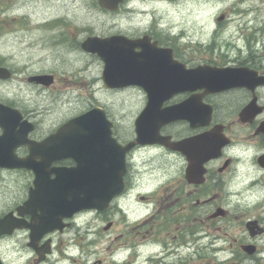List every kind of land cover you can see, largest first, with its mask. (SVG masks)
Segmentation results:
<instances>
[{
	"label": "flooded vegetation",
	"instance_id": "obj_1",
	"mask_svg": "<svg viewBox=\"0 0 264 264\" xmlns=\"http://www.w3.org/2000/svg\"><path fill=\"white\" fill-rule=\"evenodd\" d=\"M145 5L144 0H123L110 11L92 4L113 15H130ZM229 10L215 20L240 25L236 38L211 35L202 42L182 43V37L162 31L155 19L139 34L119 33L136 41L123 43L122 51L140 59L134 62L140 64L138 76L127 78L121 87L105 85L103 61L88 52L102 62L103 86L123 91L130 101L135 95L139 104L122 132L110 120L116 142L131 145L119 171L122 188L103 210L74 211L45 231L41 206L26 204L34 173L0 168L27 171L31 178L26 195L15 196L0 212V220L9 216L0 221V230L11 227V232L0 234V243L9 241L8 249L0 250V264H264V51H257L256 36L244 31L263 27L264 21L251 19L248 7ZM15 11V0H0V73L5 75L0 76V118L5 106L13 109L18 115L10 116L13 131L22 135L31 125L26 138L41 141L58 127L44 129L38 121L42 113L36 112V120L32 110L19 105L23 103L16 89L7 91V85L23 78L31 87L56 89L58 76L55 68H31L43 66L40 62L49 53L37 51L33 63L32 47L23 43L29 53L18 58L17 41L32 31H27L31 21L26 11ZM58 18L63 19L54 16L50 23L61 21ZM64 42L77 45L61 35L40 44L51 47L54 57L60 52H53V46ZM199 66L202 74L196 79L189 70ZM68 81L67 87L72 86L73 80ZM150 91L155 92L152 121L142 118L137 126ZM167 108L176 109V118L162 116ZM15 152L24 157L29 149L22 144ZM73 165V159L62 158L46 167Z\"/></svg>",
	"mask_w": 264,
	"mask_h": 264
},
{
	"label": "rangeland",
	"instance_id": "obj_2",
	"mask_svg": "<svg viewBox=\"0 0 264 264\" xmlns=\"http://www.w3.org/2000/svg\"><path fill=\"white\" fill-rule=\"evenodd\" d=\"M239 1L144 0L146 5L130 15L127 12L113 15V13L94 9L92 4L97 0H15V13L26 11L27 20L31 21L27 31H32L26 32L24 39L17 41L18 58L21 60L24 58V53L25 56L29 53L24 45L32 47L33 63L37 61L35 57L37 51L46 55L49 53L47 59L40 62L43 66L35 67L34 65L31 68H55L58 83L56 89H41L37 86L31 87L21 78L18 82H11L7 85V91L16 89V97L23 103L19 105L32 110V115L36 120V112L42 113L38 121L44 129L56 128L71 117L93 106H100L104 109L107 118L118 124L120 133L132 121L139 108L136 96L131 95L133 101H130L126 99L123 91L106 89L100 78L102 62L95 55L81 49L80 42L89 35L104 37L127 31L139 34L142 27L153 19L157 21L162 31L171 36L182 37L179 39L182 43L202 42L211 35H219L225 39L236 38L241 26L234 21L219 25L221 23L215 20V16L221 12L232 11L233 9L229 10L231 7L239 11L248 7L252 10L251 19L256 16L258 22L264 21V1L245 0L242 3ZM25 4H27L26 7H19ZM54 16H62L63 19L58 18L61 21L51 24L52 19L50 18ZM36 19L38 21L40 19L50 20L43 23L38 22V24L35 23ZM49 23L51 26L44 29L43 26ZM39 25L42 27L38 28ZM33 27L38 29H33ZM244 31L247 35H255L257 51H264V26L244 28ZM52 35L64 36L76 42L77 45L71 46L69 42H64L61 46H53V52L59 51L60 53L59 56L51 57L52 48L43 43L40 44V41L46 43ZM23 43V47L20 46ZM236 43L237 45L242 44L238 39ZM70 79L73 80L72 86L67 87ZM29 175L27 171L0 169V212L7 209L15 196L26 195L28 184H31ZM8 247L9 241L0 243L1 251H6Z\"/></svg>",
	"mask_w": 264,
	"mask_h": 264
},
{
	"label": "water",
	"instance_id": "obj_3",
	"mask_svg": "<svg viewBox=\"0 0 264 264\" xmlns=\"http://www.w3.org/2000/svg\"><path fill=\"white\" fill-rule=\"evenodd\" d=\"M110 11H114L123 0H98ZM219 19H222L220 17ZM135 40H126L121 34L108 37L89 36L81 42V48L96 53L104 63L102 79L107 87H121L124 80L138 76L140 64L136 55L125 54L120 47L123 43L134 44ZM140 60V59H139ZM193 77H201V66L189 70ZM214 71L210 70L209 74ZM0 76L5 75L0 73ZM30 80H36L35 77ZM201 84V83H199ZM150 101L136 125L142 118L152 121L155 105L150 91ZM176 109L167 108L162 113L166 119L177 116ZM17 115L13 109L4 108L0 118L3 133L0 135V167L25 168L34 173L32 186L26 204L41 206L40 220L45 231L53 230L51 223L59 221L63 216H70L74 211L84 208L104 209L111 198L120 192L122 181L120 170L124 168V155L131 145L120 146L111 136V125L102 108L96 106L77 115L62 124L55 133L42 141L26 138L29 125L22 135L12 129L11 117ZM18 116V115H17ZM148 126L146 127V131ZM149 129V128H148ZM139 141V135H137ZM153 142V139H146ZM141 139V138H140ZM27 145L29 154L20 157L15 149ZM72 158L75 166L50 170L46 166L53 160ZM39 159V160H37ZM54 174L51 178L50 175ZM9 216L0 221H8ZM1 225V223H0ZM0 233L10 232L11 227L3 228Z\"/></svg>",
	"mask_w": 264,
	"mask_h": 264
},
{
	"label": "bare ground",
	"instance_id": "obj_4",
	"mask_svg": "<svg viewBox=\"0 0 264 264\" xmlns=\"http://www.w3.org/2000/svg\"><path fill=\"white\" fill-rule=\"evenodd\" d=\"M68 91V90H67ZM71 91V90H70ZM69 92V91H68Z\"/></svg>",
	"mask_w": 264,
	"mask_h": 264
}]
</instances>
